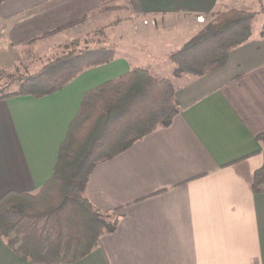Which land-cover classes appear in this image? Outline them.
Listing matches in <instances>:
<instances>
[{
  "label": "crops",
  "instance_id": "crops-1",
  "mask_svg": "<svg viewBox=\"0 0 264 264\" xmlns=\"http://www.w3.org/2000/svg\"><path fill=\"white\" fill-rule=\"evenodd\" d=\"M262 4L3 0L0 66L27 42L80 20L61 34L79 38L104 29L117 56L54 95L0 101V199L11 192L36 194L52 178L86 92L133 69L166 71L168 56L217 14L239 9L257 20L264 17ZM119 11L122 18L98 27ZM179 80L174 85L182 111L172 124L93 169L86 196L119 222L97 249L71 264H264V186H254L264 166V145L257 140L264 133V30L257 33L254 25L252 38L225 67ZM0 264L33 263L0 239Z\"/></svg>",
  "mask_w": 264,
  "mask_h": 264
},
{
  "label": "trees",
  "instance_id": "trees-1",
  "mask_svg": "<svg viewBox=\"0 0 264 264\" xmlns=\"http://www.w3.org/2000/svg\"><path fill=\"white\" fill-rule=\"evenodd\" d=\"M255 21L256 14L245 10L219 13L169 55L174 77L201 78L225 67L231 53L252 38ZM116 56L115 48L103 46L72 51L32 75L9 73L2 67L0 101L54 95L82 73L112 63ZM175 94L171 80L157 79L148 69H133L86 92L61 145L52 178L36 194L11 192L0 199V239L33 264H71L90 255L119 222L116 214L98 212L86 196L93 169L169 127L182 111ZM257 140L264 145V133ZM254 186H264V166L255 173Z\"/></svg>",
  "mask_w": 264,
  "mask_h": 264
},
{
  "label": "rangeland",
  "instance_id": "rangeland-1",
  "mask_svg": "<svg viewBox=\"0 0 264 264\" xmlns=\"http://www.w3.org/2000/svg\"><path fill=\"white\" fill-rule=\"evenodd\" d=\"M259 2L263 3L262 8L264 12V0H260ZM124 15L125 13L122 11H119L116 14L108 13L105 16V19L99 24L98 27L101 26L106 27V25L109 26L111 22L115 21L118 18H122ZM146 23H147L146 25H148V22ZM152 25L154 26L155 23L153 22ZM263 27H264V17H260L259 19L256 20L255 31L258 33L261 30H264ZM61 32L63 31L57 33H54L53 31L47 33L42 37L27 42L25 45H23L22 49L19 50V52L11 60H9L7 63H4L5 65L1 64L0 68L6 67L9 73L32 75L39 72L44 66L51 63L55 59L65 56L72 51L95 49L103 46L114 48L113 46L109 45L110 39L107 36L108 31L107 33H104L105 32L104 29L96 30L95 28V30H93L92 32L86 35H82L79 38H71L68 36H64V34H61ZM5 34L6 31L4 30V34L1 35L0 37L5 36ZM169 65L171 66V68L167 69L166 71H153V72L150 71V72L153 75V77L157 79H161V78L169 79L174 85V83L177 84V82H179L180 80L174 77V72H173L174 65L170 62ZM112 221H114L113 218Z\"/></svg>",
  "mask_w": 264,
  "mask_h": 264
},
{
  "label": "built area",
  "instance_id": "built-area-1",
  "mask_svg": "<svg viewBox=\"0 0 264 264\" xmlns=\"http://www.w3.org/2000/svg\"><path fill=\"white\" fill-rule=\"evenodd\" d=\"M147 24V23H146ZM4 34V30H0V36Z\"/></svg>",
  "mask_w": 264,
  "mask_h": 264
}]
</instances>
